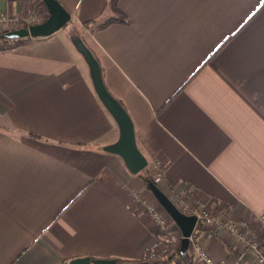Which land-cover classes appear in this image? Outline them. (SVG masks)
Segmentation results:
<instances>
[{"label": "crops", "instance_id": "0c3cea01", "mask_svg": "<svg viewBox=\"0 0 264 264\" xmlns=\"http://www.w3.org/2000/svg\"><path fill=\"white\" fill-rule=\"evenodd\" d=\"M58 1L78 26L109 15L108 0ZM118 6L129 22L73 34L131 116L149 170L160 161L157 186L254 219L264 211L263 0ZM29 13L38 17L27 23ZM3 14L20 19L0 30L17 29L21 20L28 27L48 12L38 0H0ZM68 29L29 35L13 47L0 38V264L83 256L152 264L150 251L165 232L135 197L151 193L149 183L104 149L118 127ZM194 227L216 261L257 264L223 228ZM189 254L190 243L166 264H183Z\"/></svg>", "mask_w": 264, "mask_h": 264}, {"label": "built area", "instance_id": "2783aa9c", "mask_svg": "<svg viewBox=\"0 0 264 264\" xmlns=\"http://www.w3.org/2000/svg\"><path fill=\"white\" fill-rule=\"evenodd\" d=\"M29 23L35 21L37 13H29L23 16ZM20 19L19 16L10 17L3 14L0 16V26H10ZM154 169L150 171L152 182L156 185L162 177L160 161H153ZM167 196L175 206L185 214H194L196 223L202 227L209 225L218 226L227 231L234 240L242 243L251 254L257 264H264V211L258 214L254 219L249 216L234 217L230 214H223L220 209L209 207L205 201L198 195L178 191L170 187ZM136 201L142 210L148 212L165 232L163 241L150 251L151 260H163L165 257L176 253L181 244L182 234L177 232L167 221L168 214L160 205L157 199L151 194H137ZM196 227L193 228L188 237L190 243V255L195 264H225L224 260L216 261L210 251L197 238Z\"/></svg>", "mask_w": 264, "mask_h": 264}, {"label": "water", "instance_id": "95a60500", "mask_svg": "<svg viewBox=\"0 0 264 264\" xmlns=\"http://www.w3.org/2000/svg\"><path fill=\"white\" fill-rule=\"evenodd\" d=\"M42 1L48 10L47 17L41 22L30 24L28 27L8 33V37L25 35H30L32 37L46 36L60 29L69 22L70 13L58 0ZM71 40L76 49L82 54L89 67L92 82L98 97L118 127L119 133L117 139L114 142L105 145L104 149L119 155L132 173L141 171L147 166L148 160L138 148L134 123L131 116L120 100L114 97L106 87L102 77L100 64L90 48H88L82 38L76 34L71 35ZM149 188L160 205L179 227L182 234L181 246L183 249H187L189 244L188 237L195 226L196 216L194 214H185L181 212L167 194L164 193L154 182L151 181L149 183ZM67 264H116V260L114 258H91L89 256H83L73 258Z\"/></svg>", "mask_w": 264, "mask_h": 264}, {"label": "trees", "instance_id": "16d2710c", "mask_svg": "<svg viewBox=\"0 0 264 264\" xmlns=\"http://www.w3.org/2000/svg\"><path fill=\"white\" fill-rule=\"evenodd\" d=\"M118 1L119 0H108L109 15L107 17H105L103 20H97V19L87 20V21L82 22L81 26H78L77 24H75L73 22L70 23V21L67 22L65 24V26L69 28L68 33L69 34L78 33L81 35L82 30L85 27H94V28L98 27L99 28V27H105V26L110 25L112 23H127V22H129L127 15L124 13V11H122L119 8ZM263 5H264V0H263ZM38 6L41 7L46 13L48 12L47 7L45 6V4L43 3L42 0H38ZM21 21H20L19 27L17 29H23L27 26V24L24 23V21H22V22ZM17 29L12 28V29L0 30V38L7 40V44H6L7 47H13V46L25 43L30 39L29 35L17 36V37H8L7 36L8 33H12L13 31H15ZM209 57L206 59V62L209 61V59H210ZM138 174L141 177H143L145 182L150 183L152 181V178L150 175V170L147 166L145 168H143ZM200 226H201L200 224H197V227H200ZM177 252L185 254L186 249H183L182 246L180 245L177 249ZM176 253L173 254L172 256L165 257L163 260L157 261L156 263L166 264L167 262H170L173 260V258L176 256ZM115 260H116L117 264H142L144 262L149 264V261L146 259L115 258ZM67 263H68V261L64 262V264H67ZM156 263H152V264H156ZM183 264H193V261L191 259H187Z\"/></svg>", "mask_w": 264, "mask_h": 264}, {"label": "rangeland", "instance_id": "374dc122", "mask_svg": "<svg viewBox=\"0 0 264 264\" xmlns=\"http://www.w3.org/2000/svg\"><path fill=\"white\" fill-rule=\"evenodd\" d=\"M42 12V11H41ZM44 13L42 12V15H43ZM148 195V197L149 196H151V193H148L147 194ZM169 195V194H168ZM167 221L169 222V219H167ZM170 223H171V221H170ZM185 259V260H184ZM184 259H181V261L184 263L187 259H191L192 261H193V258L191 257V255L189 254L188 256H186V257H184ZM151 262H153V263H156L157 262V260H152ZM193 264H195L194 263V261H193Z\"/></svg>", "mask_w": 264, "mask_h": 264}]
</instances>
